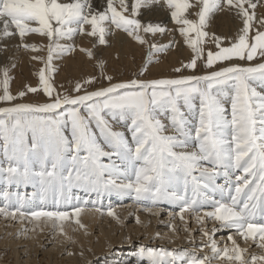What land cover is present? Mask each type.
<instances>
[{"label":"snow or ice","instance_id":"1","mask_svg":"<svg viewBox=\"0 0 264 264\" xmlns=\"http://www.w3.org/2000/svg\"><path fill=\"white\" fill-rule=\"evenodd\" d=\"M156 2L157 0H135L131 5V13L125 15L128 11L125 0H119V10L114 6L113 0H107V7L103 12L90 13L85 12L86 8L91 7L88 0H73L69 3H60L58 0H0V23L3 25L0 28V38L13 35L10 31L13 25L21 38L27 32L46 35L50 41L54 37L57 40L71 38L78 30L83 32V26L87 24L91 26L89 34H99V43L104 44L106 29L103 25L108 23L117 29H123L144 44L147 41L138 34L141 29L145 33L165 31L159 24L143 25L136 18L141 7ZM220 2L221 0H201L199 19L194 21L185 18L189 7L188 0H164L171 10V19L179 26L180 34L194 53L187 65L189 68H195L197 59L202 55L201 44L208 35L203 29L209 15L219 7ZM245 2L246 0H235V3L234 0H227V4L239 9V14L244 17L242 34L230 47H219L221 38L215 37L219 50L208 51L207 67L218 61H229L233 57L244 59L245 54L248 60H252L258 48L264 49V32H258L253 38L255 43L249 44V22L253 16L245 8ZM33 24L38 26L32 27ZM24 47L36 49V45ZM165 47L167 46L151 45L148 62L152 59V50L163 51ZM66 48L64 45L50 43L45 68L39 71L40 85L49 97L53 96L54 89L46 78L45 71L51 69L53 53L57 49L64 52ZM87 54L92 56L90 50H87ZM32 58L44 59L39 56ZM99 67L103 70L102 61ZM3 76L4 79L0 80L3 88L0 101H12L16 97L8 90L7 68L3 70ZM92 79L94 78H89L86 83ZM107 79L112 78L109 76ZM253 81L264 85V63L255 67L234 64L205 75L177 79H133L113 83L109 87L83 95L56 94L50 103H19L0 108V148L8 163L6 169L0 166V173L6 172L9 180L16 179L24 183L38 179L44 192L57 187L98 188L104 172L110 175L115 172V169L102 164L100 158L117 155L132 166V172L120 173L128 179L127 183L117 185L115 180L109 179L105 186L111 185L129 194L134 193L137 200L151 199L155 203L162 196L170 195L171 198L182 200L185 207H188L189 201L184 196H177L175 192L169 194L166 188L179 183L183 177L187 190L188 177L191 176L195 196L199 189H207L209 184L214 185L215 178L219 175L216 171L218 167L243 168L251 176L259 173L260 183L257 188L264 192V95L252 87ZM80 88L81 85L77 83L75 90L79 92ZM29 91L36 92L37 88L29 87ZM18 95L23 97L25 93L20 92ZM225 97L230 98L231 119H228L225 103L222 102ZM196 100L199 101V122L193 134V130L187 127L188 120L182 106L191 111L196 107ZM165 109L171 111V126L175 134H166V126L157 118L158 110ZM104 114L114 117L118 114L121 119L130 118L132 143H129L123 132L112 130ZM69 126L70 138L65 134ZM93 126L98 130L99 137ZM101 139L113 151H105ZM193 141L195 146L192 150H187ZM137 162H140L139 167L136 166ZM204 162L212 167H203ZM34 165L39 166V171L34 170ZM194 170H199L200 175L206 177L209 183H199L192 176ZM133 174L134 180L128 178ZM244 183L247 184L248 181L245 180ZM235 191L239 194L242 189L237 187ZM253 199V196H248L242 206L238 195L231 196L230 203L213 201L214 210L206 212L205 215L221 221L223 227L237 229L245 238L259 235L260 240L264 241V223L253 222L256 215V204L251 203ZM191 203L195 204L196 201L192 200ZM0 212H4V209L0 208ZM80 213L81 208L73 209L75 216L79 217ZM109 214L113 215L111 211ZM11 215L15 216V212ZM30 215L36 219L46 217L49 220L55 218L63 221L69 217V212L38 210ZM261 215H264V211ZM76 223H80L79 219ZM229 239H232L231 236ZM260 246L264 247V244ZM211 248L214 253L219 251L215 241H212ZM143 251L141 249L142 253ZM232 251L234 255H229L228 249L223 254L229 260L249 264L238 246ZM148 252L154 258H162L153 259L152 264H169L168 258H171V264H176L177 257L172 252L164 249L159 252L149 249ZM258 259L264 261V256L253 255L251 258L253 264ZM188 264L205 262L192 260Z\"/></svg>","mask_w":264,"mask_h":264},{"label":"rangeland","instance_id":"2","mask_svg":"<svg viewBox=\"0 0 264 264\" xmlns=\"http://www.w3.org/2000/svg\"><path fill=\"white\" fill-rule=\"evenodd\" d=\"M58 2L69 3V0H58ZM130 2L131 4H133L135 0H130ZM113 3H114V6L117 7V9L119 10V3H117L116 1H114ZM188 3H189V7L187 8L185 12V18L198 21L199 19L198 13L202 8L201 0H188ZM234 3H235V0H234ZM227 5H228L227 0H221L219 7L209 15L207 24L205 28L203 29L206 33H208V35L203 38V41L201 44V47L203 48V52H202L201 57L197 59L195 68L187 67V65L191 62L194 56V53L185 43L183 36L179 32V26L176 25L175 22L171 19V10L166 6V4L164 3V0H157L156 3H153L149 6L141 7L136 18L139 19L143 25H146L148 23H151L153 25L159 24L162 28L165 29V31L156 32V33H145L141 29L138 34L145 41H147L144 44H141L133 36L128 35V33L125 32L123 29L119 31V29L115 28L114 25H111L108 23H105L103 25L106 29L105 36H104V39H105L104 44L99 43V34H97V36H92L89 34L88 39L85 41H80L77 38L78 43L76 41V38H72V36L73 35L75 37L79 36L81 35V32L74 33L71 36V38L66 37V38L57 40L54 37L52 40L54 45L58 43L59 45L66 44L65 46H67V48H70L71 50H67L66 48L64 52L60 53L59 50L57 49L55 53H57L58 55H63L64 56L63 60L60 62L55 61V63L52 62L51 69L50 70L46 69L45 71L46 78L49 79V83L52 85L54 89L52 97H49L43 91V87L40 85V81H39V71L41 68H45V64L47 62L46 59L45 60L44 59L43 60L34 59L36 61L35 63H37V66L36 67L32 66V68L28 69L27 70L28 74L23 73V69L21 67L11 66L10 68H8L5 65H2L3 63H0V80L4 79L3 70L7 68L8 77H9L8 90L11 95L16 97V99L12 101H0V107L13 105V103L15 102L24 103V104H33V105L50 103L55 98L56 94H60L61 96L63 95H69V96L83 95L86 92L94 91L100 87L105 88V87H108V85L113 84V83L128 82L133 79L142 80V81H151V80H157V79H177L179 76H182L184 74H192V73L202 74L212 69L214 70L218 66L224 65L225 63H234V61L238 63H243V64L259 63L260 60L264 59V55H261V53L264 52V49H260V48L256 50V53L253 56L252 60H248L247 55L245 54L244 59L233 57L229 61H218L211 67L206 66L208 51L216 52L219 50V48L217 47L215 37L221 36L219 47H230L232 43H235L237 41L238 36L242 34L241 30L243 28L244 17L239 14V9H237L234 6H229V5L227 6ZM251 5H255V7H252ZM106 7H107V4L105 3V1H100L99 6H94L92 4L91 7L86 8L85 11L86 13L103 12L106 9ZM153 7L157 8L158 11L162 12L163 14H159L157 18L155 16H152L153 11L151 12V10L154 9ZM245 8L248 10V13L253 16L252 20L254 21L255 19L254 22H252V20L249 22L250 23L249 44L251 45L252 43H255L253 38L256 36V34L258 32H264V0H247V3L245 4ZM144 10L145 12L149 10V12L144 14ZM165 11L167 12L165 13ZM130 13H131V6H128V11L125 12L124 14L129 15ZM160 19H162L163 21ZM225 23L227 26L225 25ZM53 26L54 27L56 26L54 22H53ZM71 26H74V25H71ZM221 29L223 30L221 31ZM90 32H91V26H90ZM113 34H120V35H123L125 38L129 37L127 40L128 41L130 40V41L126 43L125 48L129 44H131L133 48L129 47L125 49L123 47V51H122L120 46L117 45L119 41L114 38ZM69 39H70V42L67 41ZM74 39H75V42H74ZM64 41L66 43H64ZM68 43H70L71 45H69ZM49 44H50V40L46 41L45 43L41 42L40 44L41 51L39 52L37 56L43 57L42 50H44L43 48L48 49ZM153 44L158 45V46H167V47H165L163 51L152 50L153 52L152 59L150 62H148L147 60L148 52L150 50V46ZM6 49L7 48L5 46H2V50H6ZM87 50H90L93 56L89 57L87 54ZM174 54L176 56L172 57ZM66 55L68 56V58L66 57ZM72 56L74 58L79 59L83 65V66L81 65V68L80 67L77 68V72L75 74H71L70 71H67V62L69 60L74 59V58H71ZM172 60L174 61V63H172ZM101 61H103V70H101V68L98 67L99 62ZM85 62H88V63H85ZM164 66H167V68ZM176 69H179V71H176ZM102 71H103V75H102ZM109 76L112 78L111 80L107 79V77ZM89 78H94V79H92L91 82L86 83V81H89ZM77 83L81 85L79 92L75 90ZM251 83L254 84L255 87H258L257 82L255 83V81H253ZM29 87L37 88V91L36 92L29 91ZM20 92H24L25 95L23 97H20L18 95ZM0 95H3L2 85H0ZM224 99H225V102L230 103V107H229L230 109L226 110V114L228 118H231L230 98L225 97ZM195 105L196 107L198 106V111L196 110V113L193 115L194 122L192 121L193 122L192 128H195L196 126H198V122H199V102H196ZM182 108L183 110H188L187 108H184L183 106ZM167 111L168 112H166L165 110L161 111L162 113L161 116L162 117L165 116L166 119L171 120V111L170 110H167ZM164 113H168L169 115H166ZM82 114L87 115L84 112H82ZM104 118L108 121L109 125L111 124L113 125L114 122H117L116 121L117 119L115 120L114 116H112L111 114H104ZM122 120L124 121V126H125V123L127 125L125 126V129L127 131H130L131 120L126 121V118ZM68 130H70V126ZM94 131H97V135L99 137L98 130L94 128ZM229 139H230V136H229ZM0 144H2V140H0ZM209 166L210 165H208V167ZM209 168H211V166ZM216 170H218L219 172L223 171L219 177L215 178L214 185L212 184L213 191L215 192L217 191V193L214 192L215 194H213V191L209 192L207 190L203 191V188L199 189L196 196H198L200 200L195 205H192L191 207L190 206L181 207L177 205V203H175L176 201L171 200L172 198L170 195H169L170 197L162 196L163 200L159 201L158 199L155 203H153L151 199L137 200L135 198L134 193L131 194L132 196L131 195L129 196L128 194H124L121 189L117 188L118 193H121L125 197L120 201L121 202L126 201V202L123 205L122 204L119 205L117 201L116 203H110L109 205L103 202L102 204H99V206L105 207L106 205H108V207L103 209L104 210L103 212H106L107 214L110 211H114L118 208H121V206L128 208L129 203H131L129 205V207H131L129 213L126 215L122 213V215L125 216L124 221H114L112 219L110 223H107L109 226L113 225V227L116 229V232L119 233L117 236L112 235L113 238L125 239L124 234L129 233L127 237L128 239H125L119 245L115 244L114 247L110 249L108 253L105 254V256L103 255L104 259L98 261L97 264H105V263L122 264L126 262H128V264H133V263L138 264L136 261L138 258L142 259L141 264H152L153 259H159V258L162 259L161 257L154 258L150 256L148 249L145 246L139 245L140 248L138 246L131 248L135 240L133 239L131 242L129 240L130 236L135 237V233H136V235H140V237H142L138 239L144 240V238H147L146 235L148 234L150 230L149 229L150 225L148 226L147 224L137 223L136 220L138 218L140 219L142 215L146 217V220L144 222L146 223L150 222V223L156 224V227L153 230V234L152 236H150L151 239L152 237L156 236L158 239H160L157 241L163 242L166 244L168 243L162 241V239L165 238L168 240H176L178 243H182L181 244L182 246L188 248V250H185V251H175V252L173 251L172 252L176 257H179L176 260V264H182L183 260H185L187 257H190V256L192 257L190 261L197 260V259L198 260L203 259L205 264H214L218 260L213 259V256L210 255L213 252L211 248L212 241L216 242L217 249L221 251V249H224L225 246L226 248L230 247L233 241L229 239V236H232L234 234H235V238L237 237L236 243L243 248V251L246 256L245 259H249V257L252 258L253 255L257 257L264 256V247L260 246L261 244L264 243V241H262L263 243H260L261 240L256 239L254 242L249 243L250 242L249 239L243 240L241 236H238L239 231L237 229L223 227L222 222L216 220L215 218L206 217V218H203L202 220L200 219V217L204 216L202 214L204 210H208V209L211 211L214 210V208L212 207L211 208L204 207L206 206L203 203L204 200H210L212 196L213 198L215 196L217 197L219 196V198H221L222 197L221 193H224L226 191H228L231 197L235 195L234 193L236 192L235 190L237 187H241L243 191L244 183L242 180L246 178L248 181V185L251 184L250 187H252V190H249V193L247 194V197H245L246 198L245 200H247L248 196L250 195L253 196L254 199L251 203L256 204L255 212H258L262 209L260 204L259 205L257 204L259 200L261 201L262 199H264L263 198L264 194L263 193L260 194L258 192L257 194L256 191L255 192L253 191L254 185L256 186L255 190H257V184L260 183L259 178H257L259 177L258 174L257 176H251L249 173L246 174L243 171V168H240L239 169L240 172L238 173L239 177L232 176L230 181H225V178H226V175L224 174L225 168L221 169V167H218L216 168ZM192 176H195L197 178V181L201 184H203L202 183L203 180L206 182H209L206 177H202L200 175L199 170H194L192 172ZM5 181L2 179V173H0V204L3 206L2 208H4V205L2 203V200L4 198H6L4 201L6 205L8 203H13V202H15L16 204L22 205L21 200L24 199V197L23 196L19 197L18 195H10L8 192V188H6L7 183ZM115 181L117 185H119L120 183H124L122 180H118V181L115 180ZM209 186L211 187V185ZM18 189H19V186L16 187V190H15L16 194L18 193ZM192 189H193L192 177L191 176L188 177L187 190L185 189L183 177H181L179 183H176L172 186H168L167 193L171 194L175 192L177 196H183V195L185 196V194L187 193L189 198H191L194 196ZM248 189L244 191H248ZM115 190H116V187H115ZM99 191L100 193H104L106 190L99 189ZM29 192L27 194L28 197L30 196ZM254 193H256L257 195L255 196ZM35 194L36 192H33L31 194L32 195L31 198L25 197L24 199L26 203L28 202L32 204V208H33L32 212L38 211L39 209L38 207L33 205L37 200V197L35 196ZM81 194L79 195L80 201L81 202L84 200L86 201V196H84V193L82 195ZM103 195L106 197L105 194ZM100 200L104 201L105 198L100 197L99 199H97L93 197L91 199V202L94 204L95 202L98 203ZM38 202L43 203L44 201L38 200ZM52 204L54 203L52 202ZM79 208H81V210L86 209V207H84L81 204H79ZM182 209L184 210L181 211ZM149 211H152V212H149ZM188 211H189V216H190L188 220L184 217L183 218L178 217L179 213H182V212L188 213ZM15 226H17V224ZM19 231L21 232L20 228L13 230V225H10L9 221H7L6 219L4 220L3 217L0 216V255L1 253L3 255L2 257L0 256V264H14L11 261L13 259L12 249L10 248L11 245H12V248L17 246V249L20 252H22L21 253L22 264H47L45 263L44 259L46 258V255L49 252L52 254V257H50L52 258V260L54 256L53 264H65L66 262L61 263V260H65V261L69 260L68 256L64 254V250L61 249L60 251L59 249L60 247L62 248V245L66 247L67 243L63 244L59 240L56 241L53 239H49V237L48 239H43L42 244L32 242V241L28 242L27 241L28 238L24 239V236L17 238L20 234ZM205 232H207V235H205ZM95 233L96 234L99 233L98 228L96 229ZM121 233L122 235H124L123 238H122V235H120ZM7 241L11 242L12 244L9 242L8 244ZM14 241L16 242L18 241L20 243H16L15 245L13 244ZM185 241H187V243H185ZM128 242H131V243H128ZM138 243L136 242V244ZM189 243H192V244H189ZM31 244H38V246L35 247L34 250L31 251V256L30 255L27 256L28 250L31 249L29 246ZM116 245L118 246L122 245V246L116 247ZM162 247L165 248L166 245L165 246L162 245ZM177 247L178 246H175V249H177ZM201 247H204L205 249H207L206 252L203 251L202 253H200L199 251L195 250L196 248L201 249ZM57 249L59 252L57 251ZM141 249L144 250L143 254H141L142 253ZM161 249L162 248L155 250V251L159 252ZM199 254H201L200 257H199ZM29 257H31L30 262L27 261ZM168 259H169V264H171V258H168ZM55 260H58V261L56 262ZM84 264H87V263H84Z\"/></svg>","mask_w":264,"mask_h":264},{"label":"bare ground","instance_id":"3","mask_svg":"<svg viewBox=\"0 0 264 264\" xmlns=\"http://www.w3.org/2000/svg\"><path fill=\"white\" fill-rule=\"evenodd\" d=\"M100 1H105V3L107 4V0H100ZM100 1L98 0V2H97V0H88V3L91 4V5L93 4L94 6H99ZM114 1H116L117 3H119V0H113V2ZM69 2H73V0H69ZM125 3L128 6H131L132 5L131 2H130V0H125ZM246 3H247V0H246ZM152 11H153L152 16H155L156 18L159 16V14H163L162 12L158 11L157 8L152 9L151 12ZM147 12H149V10H147L146 12L144 10V14L147 13ZM166 12L167 11H165V13ZM226 13H228V12H226ZM156 18H154V19H156ZM162 19H164V18H162ZM162 19H160V20H162ZM254 21H255V19H254ZM254 21L252 20V22H254ZM223 23H224V21H223ZM225 25H226V23H225ZM37 26L38 25H36V24H33L32 25V27H37ZM2 27H3V25H2V23H0V28H2ZM72 27H78V26L74 25ZM83 28H84V31L83 32H81L79 30L76 32V33H80L81 32V35L76 36V37L73 35L72 38H76V41L78 39L80 41L87 40L88 39V35L90 33V26L87 25V24H85L83 26ZM234 28H236V27H234ZM120 30L121 29H119V31ZM222 30L223 29H221V31ZM10 31L13 33V35L8 36V37H4V38H0V63H3L2 65H5L8 68H10L11 66L21 67L23 69V73L28 74L27 73V70L28 69L32 68V66L33 67L34 66L35 67L37 66V63H35L36 61L32 57L37 56L39 54V52L41 51V45H40L41 42L42 43H45L49 39H47V36L46 35H43V34H40V33H34V32H27L25 34V36L23 38H21L19 36L18 30L15 29L14 25L11 26ZM113 36H114V38L116 40L119 41V43L117 45H119L120 48H121V50L123 51V47L125 48L126 43L130 41V40L129 41L127 40L129 37L128 38L127 37L125 38L123 35H120V34H113ZM64 38H66V37H64ZM176 38H177V36H176ZM60 39H62V38H60ZM65 41H64V43H66L67 41L70 42V39L67 40L66 42ZM51 42L52 41H50V43ZM74 42H75V39H74ZM77 43H78V41H77ZM52 44H53V42H52ZM68 44L71 45L70 43H68ZM24 45H36V49L34 50L32 48H26V47H24ZM65 45L66 44H64V46ZM2 46H5L7 49L6 50H2ZM129 47L133 48L131 46V44H129L126 48H129ZM75 48H73V49H75ZM181 48H183V47H181ZM43 49L44 50H42V51H43L44 60L45 59L47 60L48 49H46V48H43ZM55 52L53 53V59H52L51 63L52 62L55 63V61L56 62H60V61L63 60V57L64 56L63 55H58ZM74 54H75V52H74ZM174 56H176V55L174 54L172 57H174ZM66 57L68 58L67 55H66ZM75 57H77V56H75ZM94 57H96V56H94ZM71 58H74V57L72 56ZM179 61H181V60H179ZM92 62H94V61H92ZM85 63H88V62H85ZM172 63H174L173 60H172ZM261 63H264V59L263 60H260L259 63H250V64H243V63H238V62H235L234 61V63H225L224 65H220V66H218L214 70L212 69V70L207 71V72H204V73L201 72L202 74H198V73L184 74L182 76H179L178 78L183 77V76H200V75H205V74H207V73H209L211 71H218V70H220L223 67H229V66L234 65V64L235 65H239L241 67H255L256 65H259ZM81 65H82L81 61L79 59H77V58H74L72 60H69L67 62V71H70L71 74H75L77 72V68L78 67L81 68ZM164 67L167 68V66H164ZM166 68H164V69H166ZM62 75H64V74H62ZM256 82H257L258 87H255L254 84L251 83L252 84V87L255 88L256 91L259 94L264 95V85H261L258 81H255V83ZM119 83H121V82H119ZM109 86L110 85H108V87ZM100 88H104V87H100ZM100 88H98V89H100ZM98 89H96V90H98ZM96 90H94V91H96ZM89 92H91V91H89ZM196 102H199V101L196 100ZM196 102H194V103H196ZM222 102L225 103L226 110H229L230 109L229 108L230 107V103L229 102H225V99ZM15 104H19V102L13 103V105H15ZM13 105L2 106L0 108H3V107H12ZM196 110L198 111V106L197 107H194L191 111H189V110H183V108H182V111L185 113V117L188 120L187 127L189 129L193 130V134H194V128H192V125H193L192 123L194 122L193 121V115L196 113ZM165 111L168 112L167 109H165ZM161 114H162L161 111L159 112V110H158V112H157V118L160 119L161 122L166 126V134H175L174 133V129L171 126V120L166 119L165 116L162 117ZM164 114L169 115L168 113H164ZM114 118H115V120L117 119L116 120L117 122H114L113 125L111 124L109 126L112 128L113 131H121V132H123L125 134V138L129 140V143H132L131 132L130 131H127L125 129V126H127L126 123H125V126H124V121L121 119V117L118 114ZM228 119H231V118H228ZM126 121H130V118H126ZM66 132L67 133H65V134L66 135H69V138H70V130H66ZM100 142H101V145H102V147L104 148L105 151H109V152L113 151L111 148H109L106 144L103 143L102 139L100 140ZM194 146H195V142L193 141L189 145V148L187 150H189V151L192 150ZM176 150L179 151L181 149H176ZM81 155H83V154L81 153ZM100 162L102 164H104V165L109 166L112 169H115V172L112 173L111 175L108 172H104L98 188H93L91 186H73L70 189L67 188V187L61 189V188L57 187L55 190H49L47 192V193H49L50 191L57 192V193H55V196H56L57 199H54L52 197L50 199H48L49 198V195H45V197H44V194L46 192H44L42 190L38 179L31 180L28 183H24L22 181H17L16 179L9 180L7 173L6 172L2 173V179L4 181L6 179V181H5L7 183L6 188H8V192H9L10 195H18L19 197L23 196L24 199H25V197H26L24 195L25 188L27 186H29V185L31 187L32 186L31 184H34V186H35L34 189L40 187V189H38L36 191L35 196L37 197V200L33 204L34 206H36V207L39 208L38 210H47L48 207L53 202L54 204H53L52 210H55V211H57V210L58 211H67V212H69V217L67 219L63 220V221L57 220L55 218H53L52 220H49L46 217H41L39 219H36V218H34V217H32L30 215V213L33 210L32 204H30L28 202L26 203L24 199L21 200L22 205L16 204L15 202L8 203L7 205L5 203H3L4 208H2V209H4V212H0V216H2L4 220L6 219L7 221H9L10 222V225H13V230H15L17 228H20L21 232L19 231L20 234H19V236L17 238H19L21 236H24V239L25 238L26 239L28 238L27 239L28 242L29 241H32V242H36V243L42 244V242H43L42 240L43 239H48V237H49V239H53V240H56V241L59 240L63 244H66L67 243L66 247H64L62 245V248L60 247L59 249H60V251H61V249L64 250V254H66L68 256V259L69 260L68 261L61 260V263H65L66 262L65 264H84V263H87V264H97L98 261L104 259L103 257L105 256V254L108 253V251L110 249H112L115 244H118L119 245V244H121L122 241H124L125 239H128L127 237L129 235V233L124 234L125 235V239H115V238H113L112 235H116L117 236L119 233L116 232V229L113 227L112 224H111L112 226H109L107 223H110V221H112V219L114 221H124L125 220V216H123L122 213L126 215V214L129 213V211L131 209V207H129V205L131 203H129L128 208L121 206V208H118V209H116L114 211H111L113 213V215H110L109 213L106 214V212H103L104 211L103 209L106 208V207H108V205L110 203H116V201H117L119 205L120 204L123 205L126 202V201H123V202L120 201V200H122L125 197L121 193H118L117 187H116V190H115V187H113V186L111 187L110 185H107V186H105V185H106V182L109 179L117 180V181L118 180H122L124 183H127L128 180L125 178L124 175H120V173H131L132 172V166L127 161L122 160L117 155H112L111 157H101L100 158ZM208 165H210V164H208L207 162H204L202 166L203 167H208ZM0 166H3L5 169L8 167V163H7V161H6L5 157H4L2 148H0ZM136 166L139 167L140 166V162H137V165ZM33 167H34V170L35 171H39V166L38 165H34ZM49 168H50V165H49ZM221 169H224V168L221 167ZM239 169L240 168H235V167L225 169V172L227 173L226 178H225V181H230V179H231L232 176L239 177L238 176V173L240 172ZM216 171L219 173V175L217 177H219L222 174V172H223V171L219 172L218 170H216ZM225 172H224V174H225ZM66 174H67V172H65V175ZM258 176H259V173H258ZM128 178L134 180V174L131 175V176H129ZM248 178H250V177H248ZM257 178H259V177H257ZM244 180H247V178L242 180L243 183H244ZM202 183L204 184V183H209V182H206V181L203 180ZM209 185H211V187L209 186L207 189H203V191H206L207 190L209 192H212L213 191V189H212V186L213 185L212 184H209ZM17 186H19V189H18V193L16 194L15 190H16V187ZM250 186H251V184L248 185V183L247 184L244 183V185H243L244 190H246L248 188H250V189H248V191H244L243 190L239 194H237L236 192L234 193L235 195H238L241 206L243 205V202L246 199L245 197H247V194L249 193V190H252V187H250ZM255 188H256V186L254 185V188L253 189H255ZM31 189H33V188H31ZM99 189L106 190V191L104 193H100ZM28 190H29V188L27 189V191ZM94 190H96V191H94ZM167 190H168V187L166 188V191ZM255 191H256V193L258 192L260 194L261 193L264 194V192H261L258 188ZM37 192H39V193H37ZM82 192L84 193V196H86V201L84 200V201L81 202L79 195ZM122 192L124 194H128L129 196L132 194V193L129 194L126 191H122ZM214 192L215 191H213V194L217 193V191L215 193ZM256 193H254L255 196L258 194V193L257 194ZM103 194H105L106 197ZM221 194H222V197L221 198H219V196L218 197L215 196L213 198V196H212L210 200H204L203 203L206 205L204 207H207V208H211L212 207V208H214L213 207V201H220V202H223V203H230L231 202V197H230L228 191H226L224 193H221ZM263 194H262V196H263ZM186 196H187V198H186ZM93 197H95L97 199H99L100 197H104L105 200L104 201H101L100 200L98 203L95 202L93 204L91 202V199ZM184 197H185V199H187L189 201V205L188 206H190V207L192 205H195L200 200L199 197L196 196V195L193 196V197H191L192 199L189 198V196L187 195V193L185 194ZM257 197H259V196H257ZM38 200H42L44 202L43 203H40V202H38ZM162 200H163V197H161L159 199V201H162ZM171 200L172 201H176L175 203H177V205H179L181 207H184L185 206V204H184V202L182 200L174 199V198H172ZM192 200H195L196 203L195 204L191 203ZM46 202H48V203H46ZM49 202H50V204H49ZM103 202L104 203H107L108 205L105 204L106 205L105 207L99 206V204H102ZM79 204H81L84 207H86V209L81 210V213H80L79 217H77V216H75L73 214V209L79 207ZM259 204L260 205L264 204V199H262L261 201L259 200L257 205H259ZM94 208H96V209H94ZM10 210H12V211H10ZM257 210H259V209H257ZM210 211L211 210L208 209V210H204L203 213L201 212L204 215L202 217L203 218L208 217V216L205 215V213L206 212H210ZM13 212H15V216L11 215V213H13ZM149 212H152V211H149ZM196 212H198V211H196ZM5 213H9V215H5ZM21 213H23V216H21ZM178 217H180V218H183L184 217V218H186L188 220L190 218L189 211H188V213H183V212L182 213H179L178 214ZM77 219H79L80 223H76V220ZM256 219L259 220L258 217H253V220H256ZM145 220H146V217L142 215L140 217V219L138 218L136 221H137V223H140V224H147L148 226L150 225V227H149L150 230H149L148 234L146 235L147 238H144V240L143 239L140 240L138 238H142V237H140V235H136V233H135V237L134 236H130L129 237V240L131 242H132L133 239L135 241L137 240L136 241L137 243L139 242L138 244H136V242L134 241V244L132 245L131 248L137 247V246L139 247V245H141V246H145L148 250L149 249L158 250L160 248L165 249L166 251H169V252L188 250V248L182 246L181 245L182 243H178L176 240H168V239H165V238L162 239V241L168 243V244H166V243L157 241V240H160V239H158L156 236L152 237V239H151L150 236H152L153 230L156 227V224L155 223H150V222L146 223V222H144ZM16 224H17V226H15ZM81 225H83V227ZM97 228L99 229V233L98 234L95 233ZM238 234H239L238 236H241L243 238V240H248L249 239V241H250L249 243L254 242L256 239H260L259 238V235H257V237H255V238H251V237L245 238L239 232H238ZM120 235H122V233ZM124 235H122V238H123ZM15 236H17V235H15ZM231 238L232 239H230V240L234 241L235 243L232 242V244L230 245V247H227V248L225 246V248L228 249V254L229 255H234L232 249L238 246L239 249L242 250V253L241 254L243 255V257L245 259L246 256H245V253L243 251V248L236 243V238L237 237L235 238V234L232 235ZM152 240H154V241H152ZM9 241H11V240H9ZM9 241H7V243ZM131 242H128V243H131ZM9 243H11V242H9ZM16 243H20V242L14 241L13 244L16 245ZM185 243H187V241H185ZM260 243H263V242L261 241ZM125 244H123V245H125ZM189 244H192V243H189ZM118 245H116V247L122 246V245H120V246H118ZM162 245H164V246L166 245V247L164 248V247H162ZM29 246H30L31 249L28 250L27 256H29V255L31 256V251L34 250V248L37 247L38 244H31ZM169 246H171V247H169ZM175 246H178L177 249H175ZM10 248L12 249V253H13V259L11 261L14 264H22V260H21L22 259V255H21L22 252H20L17 249V246L12 248V245H11ZM202 249H204V250H202ZM224 249H221V251H218L216 253H214V252H212L211 254L209 253L211 256H213V259H217L218 260L214 264H240L239 261L229 260L227 258V256H224V254H223L224 253ZM195 250L196 251H199L200 253H202L203 251L206 252L207 249H205L204 247H201V249L200 248H196ZM57 251H58V249H57ZM195 253H197V252H195ZM141 254H143V253H141ZM0 256L1 257L3 256L2 253H1ZM200 256H201V254H199V257ZM50 257H52V254L49 252V253H47L46 258L44 259L45 260V263H47V264H53V262H54L53 261L54 260V256H53V260ZM177 258H179V257H177ZM190 259H192L191 256L190 257H187L185 260H183V263L182 264H188V262L190 261ZM30 260H31V257H29V259H27L28 262H30ZM141 260L142 259H139L138 258L136 261H137L138 264H141ZM245 260H247L249 262V264H253V262H252V260H251L250 257H249V259H245ZM55 261L57 262L58 260H55ZM177 263H178V261H177ZM105 264H111V263H105ZM113 264H116V263H113ZM122 264H128V262L122 263ZM255 264H264V261L257 260L255 262Z\"/></svg>","mask_w":264,"mask_h":264}]
</instances>
